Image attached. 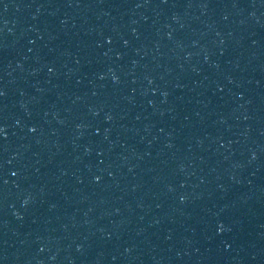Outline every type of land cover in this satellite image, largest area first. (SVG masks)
<instances>
[{
  "label": "water",
  "instance_id": "1",
  "mask_svg": "<svg viewBox=\"0 0 264 264\" xmlns=\"http://www.w3.org/2000/svg\"><path fill=\"white\" fill-rule=\"evenodd\" d=\"M0 185L142 264H264V0H0Z\"/></svg>",
  "mask_w": 264,
  "mask_h": 264
}]
</instances>
